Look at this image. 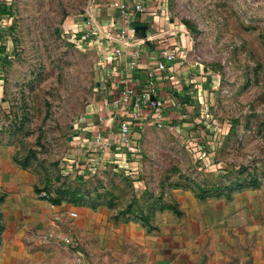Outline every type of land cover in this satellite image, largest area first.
Instances as JSON below:
<instances>
[{"label": "rangeland", "instance_id": "1", "mask_svg": "<svg viewBox=\"0 0 264 264\" xmlns=\"http://www.w3.org/2000/svg\"><path fill=\"white\" fill-rule=\"evenodd\" d=\"M4 1L0 247L8 231L16 258L2 264L116 263L109 245L95 249L93 241L88 246L73 235L65 242L61 223L54 237L34 224L15 234L17 204L26 213L36 199L101 206L120 224H151L178 207L181 193L229 200L263 181L264 0L164 1L167 16L188 32L189 61L200 69L208 95L179 94L184 119L168 106L169 118L160 124L142 113L130 143L114 158L103 155L101 145L84 151L74 142L84 126L98 123L101 103H109L98 85L96 34L81 38L86 18L100 13L104 2ZM128 260L122 263L140 264Z\"/></svg>", "mask_w": 264, "mask_h": 264}, {"label": "crops", "instance_id": "2", "mask_svg": "<svg viewBox=\"0 0 264 264\" xmlns=\"http://www.w3.org/2000/svg\"><path fill=\"white\" fill-rule=\"evenodd\" d=\"M102 1L105 5L95 14L97 20L95 16L90 18L96 29L92 42L102 53L98 85L109 103L105 100L98 107V123L84 126L76 136L74 142L77 141L80 150L84 151L98 146L93 143L98 129H102L104 138L111 134L110 126L116 132L115 108L110 104L112 95L127 84L134 85L139 91L146 69L154 66L163 48L176 51L175 60L159 72L165 107L175 108L176 117L184 119L186 115L177 98L179 94L189 91L197 100L208 95L204 78L198 76L200 69L189 61L188 32L175 26L167 16L165 0H143L146 15L138 26L141 31L128 38L121 37L119 32L122 20L118 8L125 0ZM0 9L7 11L4 0H0ZM4 15L7 14L1 13L0 17ZM117 49L121 51L120 55L115 53ZM137 50L138 58L133 55ZM133 60L136 62L134 67L131 66ZM164 115L165 120L169 118L167 110ZM121 146L124 145L113 139L108 155L116 157ZM179 196L178 207L159 213L148 227L136 221L115 222L101 206L92 209L70 202L51 204L43 199L32 201L30 213L19 204L12 207L19 210L13 211V225L15 234L21 233L24 226L34 224L38 228L45 227L50 231V237H54L61 223L65 237L74 236L87 242L88 246L93 241L95 249L109 245L116 250L117 264H123L128 258L131 263L140 264H264V179L257 188L237 192L229 200H199L189 192ZM4 233L0 260L15 259V244L9 240L11 234Z\"/></svg>", "mask_w": 264, "mask_h": 264}, {"label": "built area", "instance_id": "3", "mask_svg": "<svg viewBox=\"0 0 264 264\" xmlns=\"http://www.w3.org/2000/svg\"><path fill=\"white\" fill-rule=\"evenodd\" d=\"M118 9L122 20L119 31L120 36L128 38L132 35H137L141 31V28L138 27L139 23L144 20L146 15V7L143 0H125L119 5ZM85 27L86 29L82 31L81 38L88 40L92 35L96 34L91 18H86ZM2 45L4 44L2 43ZM115 53L120 55L121 51L117 49ZM133 55L138 58L140 53L137 50L134 51ZM2 56L3 53L0 52V59ZM175 57L176 51L174 49L163 48L154 66L146 69L145 79L139 91L136 90L134 85L127 84L112 95L110 104L115 108L113 116L117 120L116 132H114L113 126H110V135L105 138L101 137V128L96 131L95 135L96 143L102 146L100 151L103 155L109 153L113 139L122 145L130 143L134 120L138 119L142 113L146 115L147 119L151 118L157 124L165 120V100L160 93L159 72L166 70L169 64L175 60ZM135 64L134 60L131 61V66L134 67ZM92 151L97 152L96 149ZM93 155L96 158V153ZM63 240L67 243L70 242L68 237L63 238Z\"/></svg>", "mask_w": 264, "mask_h": 264}, {"label": "trees", "instance_id": "4", "mask_svg": "<svg viewBox=\"0 0 264 264\" xmlns=\"http://www.w3.org/2000/svg\"><path fill=\"white\" fill-rule=\"evenodd\" d=\"M7 11L5 9H0V14H5ZM145 226H150V224H145Z\"/></svg>", "mask_w": 264, "mask_h": 264}]
</instances>
